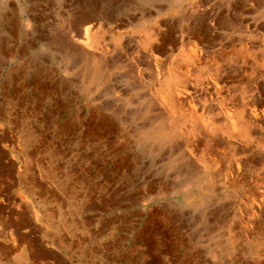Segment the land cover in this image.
<instances>
[{
  "label": "rangeland",
  "instance_id": "374dc122",
  "mask_svg": "<svg viewBox=\"0 0 264 264\" xmlns=\"http://www.w3.org/2000/svg\"><path fill=\"white\" fill-rule=\"evenodd\" d=\"M263 110L264 0H0V141L110 264H264Z\"/></svg>",
  "mask_w": 264,
  "mask_h": 264
},
{
  "label": "crops",
  "instance_id": "0c3cea01",
  "mask_svg": "<svg viewBox=\"0 0 264 264\" xmlns=\"http://www.w3.org/2000/svg\"><path fill=\"white\" fill-rule=\"evenodd\" d=\"M5 147L1 140L0 264H110L106 242L84 239L98 227L94 216L72 211L54 181Z\"/></svg>",
  "mask_w": 264,
  "mask_h": 264
},
{
  "label": "bare ground",
  "instance_id": "6f19581e",
  "mask_svg": "<svg viewBox=\"0 0 264 264\" xmlns=\"http://www.w3.org/2000/svg\"><path fill=\"white\" fill-rule=\"evenodd\" d=\"M99 12V11H98ZM88 31V30H87ZM80 40V39H79ZM190 85V84H189ZM186 97V96H185ZM190 109V108H189ZM258 110V109H257ZM259 111V110H258ZM264 111V110H263ZM264 113V112H263ZM249 115L248 116H245L246 117V121L247 123H250V120L253 119V118H257L258 114L257 112L254 110L253 112L251 113H248ZM218 135V134H217ZM235 139V138H234ZM245 169V168H244ZM10 177V176H9Z\"/></svg>",
  "mask_w": 264,
  "mask_h": 264
}]
</instances>
